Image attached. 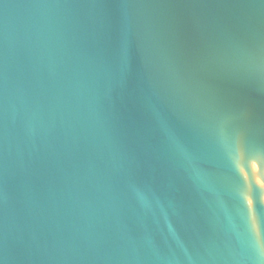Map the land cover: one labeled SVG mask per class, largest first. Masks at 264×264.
<instances>
[{"label": "water", "instance_id": "95a60500", "mask_svg": "<svg viewBox=\"0 0 264 264\" xmlns=\"http://www.w3.org/2000/svg\"><path fill=\"white\" fill-rule=\"evenodd\" d=\"M262 90L264 0H0V264H264Z\"/></svg>", "mask_w": 264, "mask_h": 264}, {"label": "snow or ice", "instance_id": "6c2138e0", "mask_svg": "<svg viewBox=\"0 0 264 264\" xmlns=\"http://www.w3.org/2000/svg\"><path fill=\"white\" fill-rule=\"evenodd\" d=\"M262 93H264V90L261 91ZM240 109H243L245 114H247V109L246 106L244 104H242L240 106ZM261 129H264V119L261 120ZM252 201H249V204L251 205Z\"/></svg>", "mask_w": 264, "mask_h": 264}]
</instances>
